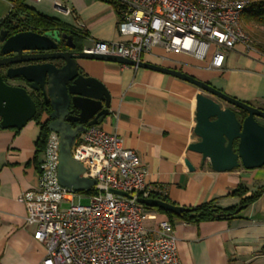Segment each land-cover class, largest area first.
<instances>
[{"label":"crops","instance_id":"obj_1","mask_svg":"<svg viewBox=\"0 0 264 264\" xmlns=\"http://www.w3.org/2000/svg\"><path fill=\"white\" fill-rule=\"evenodd\" d=\"M55 1L71 14L57 9ZM27 3L35 4L40 13L87 32L83 46L124 39L117 28L119 15L107 1ZM11 9L9 0H0V24ZM59 12L70 20L61 19L56 15ZM241 25L252 37L256 50L264 53V28L246 15ZM214 51L199 60L186 53H166L157 46L145 61L183 71L264 110V58L256 52L244 53L239 46L226 53L223 68L217 69L211 66ZM79 65L110 94V113L99 126L139 155L148 170V183L164 187L166 196L176 205L191 207L216 201L219 207L229 208L241 202L231 195L239 185L249 190L246 196L264 186V167L218 172L209 160L189 150L200 141L195 127L196 97L201 91L196 86L168 74L109 61L80 60ZM259 121L264 125L263 119ZM40 133L41 125L34 120L21 130L0 125V264H43L46 256L45 246L33 239L32 228L25 227L23 201L38 185L41 154L37 158L36 142ZM186 159L193 171L186 166ZM174 233L181 264H264V192L237 218L197 225L176 221Z\"/></svg>","mask_w":264,"mask_h":264},{"label":"built area","instance_id":"obj_2","mask_svg":"<svg viewBox=\"0 0 264 264\" xmlns=\"http://www.w3.org/2000/svg\"><path fill=\"white\" fill-rule=\"evenodd\" d=\"M114 1L124 39L94 41L83 47L84 53L138 63L157 46L199 60L215 49L211 66L217 69L223 68L226 53L239 46L264 58L241 25L243 14L252 10L250 0ZM55 6L71 14L60 2ZM73 157L85 167L82 177L95 180V186L75 191L60 185V136L51 131L40 158L38 185L23 200L25 227L46 248L43 264H181L174 227L137 201L166 196L167 190L148 183L147 167L134 150L100 126H90L77 138ZM84 196L89 205L81 204ZM63 203L69 207L62 208Z\"/></svg>","mask_w":264,"mask_h":264},{"label":"water","instance_id":"obj_3","mask_svg":"<svg viewBox=\"0 0 264 264\" xmlns=\"http://www.w3.org/2000/svg\"><path fill=\"white\" fill-rule=\"evenodd\" d=\"M80 60H102L148 69L171 75L196 86L195 134L200 141L189 147L209 160L218 172H231L240 167L255 170L264 167V110L232 97L210 83L178 69L135 62L121 57L84 53L77 50L73 36L59 30L19 31L9 35L0 32V125L4 129H23L37 115V102L23 82L38 92L50 113L44 112L43 124L60 136L58 181L63 187L84 191L96 181L82 177L85 167L73 157L79 135L90 126H99L110 113V94L98 80L85 75ZM229 105L224 108L219 102ZM245 113L244 117L239 112ZM190 171L194 167L185 160ZM113 193L129 197L113 190ZM140 204L176 216L189 208L156 198H139ZM240 210V209H239ZM238 210V211H239Z\"/></svg>","mask_w":264,"mask_h":264},{"label":"trees","instance_id":"obj_4","mask_svg":"<svg viewBox=\"0 0 264 264\" xmlns=\"http://www.w3.org/2000/svg\"><path fill=\"white\" fill-rule=\"evenodd\" d=\"M9 1L12 4V9L9 15L1 22L0 30H7L11 35L18 32V30L42 32H46L49 30H59L61 33L72 35L77 50H83L84 46L82 42L87 37V32L83 30H76L72 26L62 22L58 18L40 13L33 6L28 4L26 0ZM104 1L112 4L118 13L117 3L114 0ZM250 1L252 2V10L244 13L243 15H246L250 21L264 28V0ZM36 102L38 105V111L36 117L33 120L41 125L40 137L36 142V155L38 158V155L42 154L45 149L47 137L49 134L47 124L41 123L40 120L44 112L50 113V107L48 105H45L42 100L37 99ZM239 115L241 117H244L245 113L240 111ZM90 192H92V190ZM248 192L249 190L245 186L239 185L237 189L231 193V195L239 197L241 199V202L240 204L229 208H221L217 205L216 201H210L198 206L186 207L189 208L190 211L188 213H183L180 216H176L172 213L160 209L150 208V210L158 212V214L160 215V219H167L173 227H175L176 221H182L184 223L197 225L207 221L232 220L239 217L241 212L245 208L254 203L262 195V193L264 192V186L252 193L250 196H246ZM155 198L176 205L175 203L170 201L167 196L155 195ZM262 252L264 253V248L262 249Z\"/></svg>","mask_w":264,"mask_h":264},{"label":"flooded vegetation","instance_id":"obj_5","mask_svg":"<svg viewBox=\"0 0 264 264\" xmlns=\"http://www.w3.org/2000/svg\"><path fill=\"white\" fill-rule=\"evenodd\" d=\"M2 30H0V32H1ZM5 31H7V30H5ZM74 33V32H73ZM9 35H11V34H9ZM12 84H17V85H20V86H24V87H26L27 88V90H28V92H29V94H30V96L35 100V101H37V99L38 100H42V97L40 96V94L38 93V92H35V91H33V90H31L30 88H29V85H27L26 83H23V82H13Z\"/></svg>","mask_w":264,"mask_h":264},{"label":"rangeland","instance_id":"obj_6","mask_svg":"<svg viewBox=\"0 0 264 264\" xmlns=\"http://www.w3.org/2000/svg\"><path fill=\"white\" fill-rule=\"evenodd\" d=\"M31 5L34 6V7H36L35 4H31ZM56 15L59 16L61 19H68V20H70L69 18H65L64 15L62 16V13L61 12H59V14H56ZM90 202H91V200L89 198H87L85 196L82 197V200H81V204L82 205H89ZM68 207H69V204L68 203H63L62 208L67 209Z\"/></svg>","mask_w":264,"mask_h":264}]
</instances>
